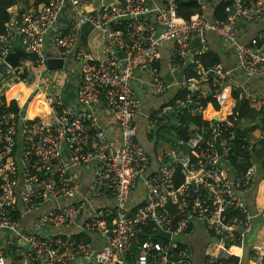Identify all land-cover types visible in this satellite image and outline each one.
Listing matches in <instances>:
<instances>
[{"label":"built area","instance_id":"obj_1","mask_svg":"<svg viewBox=\"0 0 264 264\" xmlns=\"http://www.w3.org/2000/svg\"><path fill=\"white\" fill-rule=\"evenodd\" d=\"M39 1L38 8L15 11L0 36V70L7 68L0 81L19 72L25 59V75L16 84L33 88L25 100L22 93L13 97L16 87L0 90V264H194L192 250L180 240L196 223L222 251L208 254L207 263L225 264L235 243L244 246L255 218L242 198L253 185V172L237 174L229 163L241 123L230 102L236 98L264 108V93L242 94L229 71L221 64L207 69L201 57L205 35L212 33L234 47L239 73L264 81V54L237 34L239 21L263 20L264 0H225L223 21L185 20L179 0H161L158 8L151 0H108L92 10L87 0ZM68 7L69 24L59 26ZM194 39L202 44L199 51ZM166 43L175 45L173 85L152 69ZM91 44L102 49L101 57L89 54ZM17 46L23 57L13 69L6 58ZM50 59L64 60L69 82L80 79L77 107L66 101L69 83L57 95L40 89L41 80L55 72ZM76 60L81 64L71 66ZM145 71L153 98H164L172 86L187 93L185 100L167 101L147 117L149 135L172 113L176 118V149L159 155L155 167L136 127L142 106L133 82ZM206 82L219 108L208 128L183 121L203 113L199 97L210 96L201 89ZM100 107L116 119L118 139L104 133ZM259 139L264 143V125ZM81 169L92 171L87 190ZM139 182L146 193L132 206ZM108 195L111 208L86 214L87 206ZM253 253V264H264L263 250L255 247Z\"/></svg>","mask_w":264,"mask_h":264},{"label":"crops","instance_id":"obj_2","mask_svg":"<svg viewBox=\"0 0 264 264\" xmlns=\"http://www.w3.org/2000/svg\"><path fill=\"white\" fill-rule=\"evenodd\" d=\"M87 1L89 2L87 6L89 10L99 7L101 4L109 3L108 0H100L101 4L96 6L95 3L91 2V0ZM241 1L249 4L252 0ZM151 2L155 8L161 7L162 5L161 0H151ZM224 3L225 0H179V15L185 20L189 18L191 19L204 16L210 21H223L226 18V14L224 12ZM70 16L71 7H68L67 12L63 15V18L58 25L66 27L69 24ZM237 34L239 40L242 43L253 46L255 51L257 49V51H259L261 54H264V44L261 46L257 45V41L264 38V18L259 23L251 24L239 21L237 24ZM205 41L207 51L201 57L204 66L206 65L209 68V66L213 64L214 60H216L218 64H221L225 70L231 73L232 79L239 84V91L242 94L256 97L261 93H264V81L249 80L248 78H246V76L237 71L239 62L237 53L233 46L225 44L212 33H207L205 35ZM193 46L197 51L202 48V44L198 39L193 40ZM174 51L175 45L173 43L164 44L160 49L158 60H156L152 66V69H155L158 73H160V75L170 85H173L176 80L175 75L171 72L170 69V59ZM89 54H92L95 58H97L103 55V51L102 49H98V46L96 44H91ZM75 63L76 64L72 63L71 66H79V64H81V62L78 60H76ZM187 74L192 75V72H187ZM62 77H65L63 73ZM150 79L151 74L149 71L137 72L133 82V87L135 93L141 101L142 106L140 113L136 119L139 141L152 159L153 166L155 167V162L159 155H161L165 151L176 149L175 138L171 136L169 144H166L163 148L159 149L157 147V141H154L153 138L154 132L153 135L148 134L147 117L156 112L159 106L163 103L170 100L176 101L180 99V96L184 92L176 89L175 86H172L170 92L164 98L155 99L150 95L148 90ZM79 82L80 79L78 78L73 80L72 83L69 82L67 97L64 94L66 101L73 107H77L75 90ZM199 98L201 100L207 97L200 96ZM239 103L241 102L236 98L233 99V104L230 102V106H233L232 111L236 112ZM248 103H250L252 107L259 106L258 104L250 101H248ZM96 113L106 136L111 139H118L120 136L119 126L111 112L103 107H100L96 110ZM219 113H221L220 116H224V113L226 112L224 111V113ZM168 117L165 121L162 122L160 126H163L165 122H167L168 124L169 121L174 118V116H172V118L170 119H168ZM167 124L165 126H167ZM260 126L262 125H260L258 121L249 120H241V123L239 124L240 130H248L249 134L247 138L255 153H260L264 148V143H261L259 139L261 133ZM250 161L251 163H253V166L249 170L253 172L254 181L250 190L242 194V198L245 206L249 209L250 213L255 216V218L248 233L249 239L247 245L242 248L234 246V248H232L228 254L229 258L232 257L238 259L237 263L239 264H253V262L255 261L253 249L255 247L261 248L264 252V185H261L262 176L260 174L259 166L256 163L257 161H262L256 156H254ZM244 162L245 160H241L240 164H243ZM91 174V170L81 169L78 171V176L83 182L85 190H87L89 187ZM145 193L146 187L144 186L143 182H139L130 198V204L132 206L141 204L144 199ZM78 200H80V198H78ZM71 203L75 202H66L64 203V206ZM113 204L114 202L112 196L108 195L101 199L94 200L90 204V206H87L85 212L87 214L93 208L108 209L111 208ZM62 232L70 233V230L65 229ZM180 242H182L187 248L192 250V262L194 264H208V254H222L220 248L215 245V240L206 232V230L200 223H196L194 230L186 234L180 240ZM137 250L138 247H136V251ZM139 251L137 252L138 254ZM128 263H130L129 260Z\"/></svg>","mask_w":264,"mask_h":264},{"label":"trees","instance_id":"obj_3","mask_svg":"<svg viewBox=\"0 0 264 264\" xmlns=\"http://www.w3.org/2000/svg\"><path fill=\"white\" fill-rule=\"evenodd\" d=\"M39 6H40L39 0H0V36L3 34L6 24L10 21L15 11L16 12L19 11L20 13H22L25 10H30L32 8H38ZM224 8H225V3H224ZM187 20H190V18ZM263 44H264V38L262 40L257 41V45L261 46ZM216 65H219V64L216 60H214L213 64H211L210 65L211 67L209 66V68H212ZM204 67L208 68V66L206 65ZM6 70H7L6 67L0 70V78L3 77ZM201 89L210 94V96L207 97L206 99L200 100L202 103L203 113H198L194 117L191 115H185L183 117V121L195 124L197 126H201V127L204 126L208 128L212 121V119L210 120V118L213 117L214 114L219 111V108L216 105L212 97L214 89L211 86V84L207 82L202 83ZM185 95H187L186 92L180 96L179 100L181 99L185 100L186 98ZM235 113L238 115L240 120L258 121V123L262 125L260 126L261 128L264 125V108H262L261 106L252 107L250 103L243 101L239 103ZM181 131L182 130L180 129V132ZM236 132H237L236 134L237 137L234 142V150L231 153L230 158H229V163L233 166V169L237 172V174H245L253 166V163H251L250 160L254 156L260 158L262 162L257 161L256 163L259 166L260 174L262 176L261 185H264V148L260 153H255L254 149L252 148L247 138L249 134L248 130L242 131L238 129L236 130ZM184 134L185 132H183V135ZM241 160H245V162L243 164H240ZM248 236L249 235H247L246 237L244 246H241L240 243H235V246L240 247V248L245 247L249 239ZM180 244L184 245L182 242H180ZM184 247L186 246L184 245ZM138 251L139 250H137L136 252ZM237 260L238 259L231 257V258L225 259L224 263L225 264L226 263L239 264L237 263Z\"/></svg>","mask_w":264,"mask_h":264},{"label":"rangeland","instance_id":"obj_4","mask_svg":"<svg viewBox=\"0 0 264 264\" xmlns=\"http://www.w3.org/2000/svg\"><path fill=\"white\" fill-rule=\"evenodd\" d=\"M91 2L95 3L96 6L101 4L100 0H91ZM82 44H85V40H82ZM26 64L27 62L24 59L22 66L18 68L19 72L13 71V76L11 79L3 78L0 81V90L5 89V88L11 89L12 87H16L17 91L13 93L14 94L13 97L14 98L18 97L19 93H22L23 94L22 100H25L26 96L33 90V88L21 87V86H18L16 83H19L21 76L25 75ZM61 72L65 74V77H62ZM67 73H68V70L64 68L61 71L51 72L49 75H47L41 80L40 89L44 93H47V94H55V95L59 94L62 91V87L66 86L69 83V78H68ZM37 104L38 103L33 104L32 108L35 107ZM31 112L32 114H34L33 109L31 110ZM175 124H176V118H172L167 124V126H165L159 131L158 133L159 140L157 141V147L159 149L163 148L166 144H169L170 142L169 140L171 136L174 138L176 137V134L174 132Z\"/></svg>","mask_w":264,"mask_h":264},{"label":"water","instance_id":"obj_5","mask_svg":"<svg viewBox=\"0 0 264 264\" xmlns=\"http://www.w3.org/2000/svg\"><path fill=\"white\" fill-rule=\"evenodd\" d=\"M23 57V51L22 48L20 46H17L14 48V50L8 55V57L6 58V62L7 64L15 69L17 67L20 66V60ZM64 60L62 59H50L48 61V66L51 70H59V69H63L64 68ZM174 114L172 113L168 119L172 118ZM167 124V122H165L163 124V126H160L158 128L155 129L154 131V141H158L159 137H158V133L159 131L164 128V126ZM218 151L220 152L219 147L217 146ZM159 236H161L162 238L169 240L170 239V235L169 234H165V233H160Z\"/></svg>","mask_w":264,"mask_h":264}]
</instances>
